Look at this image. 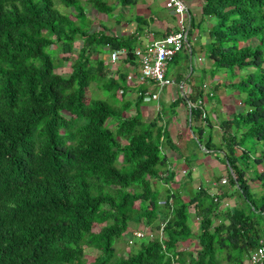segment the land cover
I'll list each match as a JSON object with an SVG mask.
<instances>
[{"label": "trees", "instance_id": "trees-1", "mask_svg": "<svg viewBox=\"0 0 264 264\" xmlns=\"http://www.w3.org/2000/svg\"><path fill=\"white\" fill-rule=\"evenodd\" d=\"M139 1L0 0V264H248L250 253L264 248V150L256 147L264 145V0H203L198 22L189 21L188 49L178 52L180 63L176 55L168 64L177 83L191 82L192 34L205 32L196 54L209 63L210 77H224L212 90L235 92L243 106L229 117L214 116L218 143L209 113L216 96L209 108L187 109L185 140L216 155L226 181L198 186L184 202L179 189L191 174L170 188L174 171L164 151H180L161 119L166 107L161 103L155 117L144 121L140 107L151 96L146 83H127L119 68L115 79L100 56L124 51L122 64L134 63L131 51L144 20L134 18L136 31L116 39L92 31L85 9L110 17L116 6L127 11ZM54 2L72 13H60ZM63 63H70L67 76L55 73ZM90 84L107 92L110 104L86 100ZM130 91L135 98L124 100ZM203 95L200 88L196 95L180 93L167 105L169 112L196 105ZM130 109L131 116H122ZM255 181L258 193L249 184ZM155 182L163 185L162 203ZM161 219V241L157 234L131 237L141 226L157 230ZM125 233L135 239V253L114 259L113 243ZM187 241L196 243L194 252L178 247ZM90 251L95 254L87 262Z\"/></svg>", "mask_w": 264, "mask_h": 264}, {"label": "crops", "instance_id": "crops-1", "mask_svg": "<svg viewBox=\"0 0 264 264\" xmlns=\"http://www.w3.org/2000/svg\"><path fill=\"white\" fill-rule=\"evenodd\" d=\"M111 4H113L116 0H108ZM184 3V6L186 8L187 15L195 21L198 22L201 14V6L203 0H181ZM165 0H141L139 1L132 10L127 11L120 10L118 6L115 7L114 12L112 14L113 18L110 20V28H103L98 31H105L107 35L110 37L116 38V39H123L128 37L129 34H132L136 31V24L134 22V18H142L144 20L145 25H142V30L138 34L137 38V45L135 48H143L147 44H149L151 41L161 39L163 37L164 32H173L176 27V20L173 14L169 11L168 14L165 12L164 7ZM116 5V4H115ZM168 11V10H166ZM126 18L125 20L123 19ZM124 20V21H123ZM123 27V28H122ZM207 28V26L205 27ZM198 39V42L196 43V40ZM206 33L200 34L199 31H194L192 34L191 40L194 45V48L197 52V48L200 46L203 47V45L206 43ZM204 40V44L202 45L201 41ZM134 48V49H135ZM104 57L101 59L103 61H107V56L103 54ZM197 60H200L197 62ZM121 63V64H119ZM118 63L117 68L121 71L123 69V72H125V76L129 73L136 74V63H123L120 61ZM191 64V63H190ZM182 67L185 68L184 63L181 64ZM209 63H207L202 56L196 54L195 61H194V70L193 75L191 76V82L189 83H177L176 79L174 78L175 69L170 70L168 72V66H167V75L171 78V80L174 79L176 82L175 84L163 88L160 91V94L158 93L157 97L152 99L151 97H147L144 99V103L141 105V108L147 107L146 104H148L150 101L157 100V104H153L152 107H157V110H159V107L161 103H163V106H167L169 102L176 97L178 94L183 95H196L197 90L200 88L202 89L204 86L205 88L203 90V96L204 99L202 101V105L205 108L207 106L209 108V101L211 100L210 97L216 96L217 98V105L215 111L211 112V108H209V113L211 117L214 119V116L216 114L223 115V117H227L226 114H231L233 112L241 111L243 109V106L240 104L238 95L232 91L225 90L221 95L219 90H212V86L221 84L223 82V74L216 73L213 77H210L209 74ZM116 70V69H115ZM176 75V74H175ZM204 76V81H202L201 77ZM187 80V78H186ZM212 80V82H210ZM208 82V83H206ZM210 82V83H209ZM181 86V91H180ZM145 91L148 95H151L155 92V88L152 84H146L145 85ZM164 89H168L167 91H164V97L163 100L160 101V95L161 92ZM128 94V93H127ZM206 95L208 97H206ZM235 99L238 101V103H227L230 102L231 99ZM199 101V100H198ZM197 101V102H198ZM226 101V104L224 102ZM151 106V105H150ZM238 108V109H236ZM165 111L162 112V120L165 124V128H167L169 135L171 137H177L180 136V139L182 138L183 141H185V132H186V118L188 119V110L187 107H184L182 104L176 107L175 112L171 114L169 112V108L166 107L164 109ZM215 113V114H214ZM230 116V115H229ZM212 127H215V124L213 121H211ZM217 125V123H216ZM217 127V126H216ZM182 131V132H181ZM180 133V134H179ZM213 136V135H212ZM180 139L177 137V141H180ZM214 141V138H213ZM182 142V141H181ZM215 142V141H214ZM257 150H264V145L256 146ZM180 151V149H179ZM190 150H187L185 152H178V154H175L174 152H169L168 150L164 151V154L169 156L168 160L170 163L169 166H171V170L174 172L173 180L169 184L170 188H178V183L183 179V176H185L186 172H190L191 174V182L185 183L182 185V187L179 189V193L181 195V198L184 201L187 200V195L191 194L192 190L197 188L198 186H202L203 183L214 181V178H221L224 177L226 174L223 172H226V167L220 159L214 155V154H204L202 157L200 156V159H197V161H194L189 167L186 165L185 160L190 159ZM201 154V153H200ZM181 171L185 172V174H181ZM213 171L214 174L212 173ZM219 178V179H220ZM218 179V180H219ZM197 183V185H196ZM159 189L158 192V198L157 202L162 203L163 197V185L160 182H155V185ZM161 194V195H160ZM228 202V201H227ZM191 214L190 222L191 227L192 224L197 222L196 218ZM161 216H164L163 214H160L159 218ZM194 217V219H193ZM195 220V221H194ZM195 226V225H194ZM194 229V228H192ZM195 245V244H194ZM187 251V250H186Z\"/></svg>", "mask_w": 264, "mask_h": 264}, {"label": "built area", "instance_id": "built-area-1", "mask_svg": "<svg viewBox=\"0 0 264 264\" xmlns=\"http://www.w3.org/2000/svg\"><path fill=\"white\" fill-rule=\"evenodd\" d=\"M164 7L175 17V30L171 34L161 39L151 41L143 48H135L133 51H131V55L133 56L134 62L136 63V74L129 73L125 76L127 83L135 80L139 83L152 84L155 88V92L150 96L152 99L156 98L159 91H161L163 88L174 84V80H171V78L166 75L167 66L170 61L178 54V52L188 49L187 33L189 30L190 17L187 15L184 3L181 0H165ZM125 56L126 55L124 54V51L111 52L109 54L107 53L108 64L110 66H114L120 61H123ZM199 61L200 60H197V62ZM204 88L205 86L202 89ZM202 106V101H198L196 105L188 104L187 109L190 110V108H199L201 110ZM181 172L182 174H185V172ZM225 181L226 176L221 177L217 182L211 181L207 184L213 187L216 184H223ZM203 188H206V186ZM213 199L216 200V198ZM222 204L226 206L225 202ZM157 223L158 229H155L154 231L161 241V239L164 238L162 229L165 225V220H158ZM147 228H149V226L145 225L141 229H136L135 231L131 232V237L135 239H151L154 234H151V232L147 233ZM132 238L128 240V245H133V241L135 239L132 240ZM259 244H261V242ZM263 256L264 248L260 245L257 249L255 248L250 253L248 264H262Z\"/></svg>", "mask_w": 264, "mask_h": 264}, {"label": "rangeland", "instance_id": "rangeland-1", "mask_svg": "<svg viewBox=\"0 0 264 264\" xmlns=\"http://www.w3.org/2000/svg\"><path fill=\"white\" fill-rule=\"evenodd\" d=\"M83 1V0H82ZM54 8H56V10L57 11H59L60 13H62V14H66L67 16L68 15H70L71 13H72V11L71 10H68V9H65L62 5H60V4H58L57 2H54ZM85 9H86V11H87V18L90 20V22H91V30L93 31H98V30H101V29H103V28H110V23H111V19L113 18V16H107V15H100V14H96L92 9H90V7L89 6H85ZM132 9H129V11H131ZM165 12L168 14V12L169 11H166L165 10ZM123 19L125 20L126 18H124L123 17ZM123 20V21H124ZM123 28V27H122ZM105 33H107V32H105ZM194 42V41H193ZM198 42V39L196 40V43ZM195 43V42H194ZM201 43H202V45L204 44V40L203 41H201ZM193 44V43H192ZM192 44H191V47H192V51L194 52L193 53V56L191 57L192 59V61H191V65H192V67H193V69H195L194 68V61H195V56H196V50H195V48L192 46ZM79 46H80V42H76V43H74V45H73V53H75V51H77V49L79 48ZM104 55H106L107 56V53H105ZM101 56V58L102 57H104L103 55H100ZM181 56V53L179 54V55H177L176 56V58H175V62L176 63H180L179 62V57ZM54 58H56L57 60L58 59H60L61 58V55H60V53H57V54H55V56H54ZM104 63L107 65V69L109 70H107V72H109V75H111V76H113L115 79H116V76H115V69H117V66H118V64H116V65H114V66H110L109 64H108V61H104ZM119 64H121V63H119ZM170 68L168 67V70H169ZM69 72H70V63H63V65H61V67H59L56 71H55V73H57V74H60V75H63V76H67L68 74H69ZM120 72H123V69L120 71ZM235 74H240L238 71H235ZM168 76V75H167ZM210 82H212V80L210 81ZM209 82V83H210ZM130 83V82H129ZM206 83H208V82H206ZM168 89H164L162 92H161V97H160V101H162L163 100V97L165 96L164 95V91H167ZM219 91H220V94L219 95H221L224 91H225V89L224 88H220L219 89ZM234 93V92H233ZM159 94H160V91H159ZM135 96H136V94L134 93V91H130L128 94L126 93L125 94V96H124V100H128V101H130V100H133L134 98H135ZM90 98H101V99H104V100H107L108 101V103L109 102H111L110 101V99H109V95H108V93L107 92H102V90L101 89H98L97 87H96V85H94V84H90V86L88 87V89H87V94H86V100L87 99H90ZM147 98V97H146ZM145 98V99H146ZM238 98H239V96H238ZM116 99L117 100H121V98H120V95L117 93V95H116ZM158 100V99H157ZM157 100H153V101H150L148 104H146L147 105V107H144V108H141V115H142V118H143V120L144 121H146V122H148L150 119H152V118H154L155 117V114L157 113V107L155 108V107H152L153 106V104L155 103V104H157L156 103V101ZM145 102V101H144ZM227 103H233V105H234V103H238V101L237 100H235V99H231V101L230 102H227ZM110 104V103H109ZM224 104L225 105H227L226 104V101L224 102ZM151 105V106H150ZM162 105H164V104H162ZM118 106V105H117ZM117 106H113L112 107V109L113 110H118V108H117ZM162 107L163 106H161L160 105V108L162 109ZM165 107H167L166 105H165ZM236 109H238V108H236ZM133 113V110H131L130 109V111H128V112H125L122 116H131V114ZM227 115V117H229V115H231V114H226ZM163 119V118H162ZM213 119V118H212ZM213 121V123L215 124V127H213V131H212V135H213V138H214V141L216 142V143H218V142H220V130H219V128L218 127H216L217 125H216V122H215V119H213L212 120ZM162 122H163V120H162ZM114 124H115V120H110V122L108 123V128L109 129H111L112 128V126H114ZM164 124V123H163ZM182 132V131H181ZM180 134V133H179ZM179 139H180V136L178 135L177 136ZM176 137V138H177ZM182 141V142H181ZM124 143H126V141L124 140V141H122V144H124ZM187 148H188V150H190L189 152H190V159L194 162V161H197V159H200V156L202 157L204 154H203V152H201L200 150H199V147H197L196 145H195V143L193 142V140H188V139H186L185 141H183V139L181 138L180 139V141H179V149H180V152H185L186 150H187ZM70 153H71V151H70ZM201 153V154H200ZM236 153H238V152H236ZM261 167H257V171L258 172H261ZM212 172V171H211ZM214 172L215 171H213L212 173L214 174ZM225 172H223V174H224ZM181 174H182V172H181ZM183 175V174H182ZM220 178V177H219ZM213 181V180H212ZM208 182H206V183H203L202 185L203 186H206V187H208V184H207ZM225 183H223V184H221V185H224ZM249 184H250V186H251V188L253 189V190H255L257 193H258V191H259V184H258V182L257 181H255V182H249ZM155 184H153V186H154ZM196 185H197V183H196ZM157 187V186H156ZM158 188V187H157ZM233 201L234 200H231V201H229V202H226V206L224 205V204H221V205H223V206H221V208H224V207H227V206H231L232 205V203H233ZM192 217V216H191ZM190 217V218H191ZM193 219H194V217H193ZM195 221V220H194ZM154 224V223H153ZM152 224V225H153ZM196 224H197V222L195 221V223H193L192 224V228H194L195 229V227H196ZM195 225V226H194ZM99 227H100V225H98V224H96V225H94V231H98V229H99ZM144 226H141V227H139L138 229H141V228H143ZM132 227H130V229L129 230H132L131 229ZM150 228V227H149ZM149 228H147V233L148 232H151V234H155V229H149ZM136 230V229H135ZM134 230V231H135ZM129 232V231H128ZM133 232V231H132ZM127 237H129V233H125V234H123L122 236H121V238L120 239H116L115 241H114V254H113V258L114 259H117V260H119V259H121V258H125L127 255H128V253L129 252H133V253H135V248H136V244H135V246H133V245H128L127 244V242H128V238ZM196 244V243H195ZM133 247V248H132ZM178 247L179 248H181L182 250H187V251H192V252H194L196 249H197V245H194V243L192 242V241H187V242H184V243H179L178 244ZM132 253V254H133ZM94 254H95V252H88V253H86V255H85V260L87 261V262H89V261H91L92 259H93V257H94ZM222 264H225V261H223L222 262ZM244 264H247V261H245L244 262Z\"/></svg>", "mask_w": 264, "mask_h": 264}, {"label": "water", "instance_id": "water-1", "mask_svg": "<svg viewBox=\"0 0 264 264\" xmlns=\"http://www.w3.org/2000/svg\"><path fill=\"white\" fill-rule=\"evenodd\" d=\"M180 91H181V86H180Z\"/></svg>", "mask_w": 264, "mask_h": 264}]
</instances>
